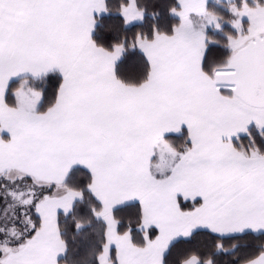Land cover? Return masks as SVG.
I'll return each mask as SVG.
<instances>
[{"label": "snow or ice", "instance_id": "1", "mask_svg": "<svg viewBox=\"0 0 264 264\" xmlns=\"http://www.w3.org/2000/svg\"><path fill=\"white\" fill-rule=\"evenodd\" d=\"M0 264H264V0H0Z\"/></svg>", "mask_w": 264, "mask_h": 264}]
</instances>
